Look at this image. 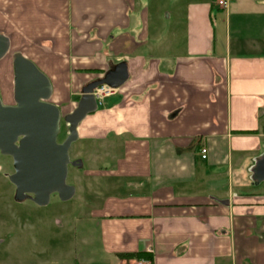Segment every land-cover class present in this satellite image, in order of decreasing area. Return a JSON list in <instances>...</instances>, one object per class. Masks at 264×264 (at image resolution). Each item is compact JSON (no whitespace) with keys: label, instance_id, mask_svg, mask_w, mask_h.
Returning <instances> with one entry per match:
<instances>
[{"label":"crops","instance_id":"0c3cea01","mask_svg":"<svg viewBox=\"0 0 264 264\" xmlns=\"http://www.w3.org/2000/svg\"><path fill=\"white\" fill-rule=\"evenodd\" d=\"M215 1L0 0L49 102L127 66L76 140L93 145L82 189L119 264H264V0Z\"/></svg>","mask_w":264,"mask_h":264},{"label":"water","instance_id":"95a60500","mask_svg":"<svg viewBox=\"0 0 264 264\" xmlns=\"http://www.w3.org/2000/svg\"><path fill=\"white\" fill-rule=\"evenodd\" d=\"M9 47L8 37L0 33V60ZM12 67L14 104H4L0 97V153L12 159L9 180L15 188L14 199H29L39 206L46 205L52 194L69 200L75 188L66 182L68 165H81L69 158L70 147L78 138L77 126L97 109L94 91L102 86L120 87L128 78L127 66L120 62L104 77L82 87L76 107L63 117L68 133L62 142L57 141L61 112L49 102V79L20 53L13 54ZM253 178L264 181V156L256 163Z\"/></svg>","mask_w":264,"mask_h":264},{"label":"rangeland","instance_id":"374dc122","mask_svg":"<svg viewBox=\"0 0 264 264\" xmlns=\"http://www.w3.org/2000/svg\"><path fill=\"white\" fill-rule=\"evenodd\" d=\"M15 51L12 46L0 60V97L9 105L14 104L12 60ZM56 106L61 112L57 141L62 142L68 133L63 117L76 105ZM92 148V143L83 149L78 142L72 143L70 161H79L81 165H68L66 182L74 186L75 193L66 201L52 194L43 206L29 199H14L15 188L9 180L13 173L12 159L0 153V239L3 240L0 264H119L114 255L103 251L96 220L88 215L90 207L86 201L90 196L82 187L88 185L83 172L89 168L88 155Z\"/></svg>","mask_w":264,"mask_h":264},{"label":"built area","instance_id":"2783aa9c","mask_svg":"<svg viewBox=\"0 0 264 264\" xmlns=\"http://www.w3.org/2000/svg\"><path fill=\"white\" fill-rule=\"evenodd\" d=\"M228 1L229 0H216L215 2L219 7L224 8L226 7ZM114 91H115V88L102 86L94 91V95L96 97V100L99 101V99L102 98L104 95L113 94ZM200 151H201L202 158H205L207 150L205 148H202Z\"/></svg>","mask_w":264,"mask_h":264},{"label":"trees","instance_id":"16d2710c","mask_svg":"<svg viewBox=\"0 0 264 264\" xmlns=\"http://www.w3.org/2000/svg\"><path fill=\"white\" fill-rule=\"evenodd\" d=\"M77 99H78V97H77ZM143 256H144L143 254H139V253L126 255V257L129 259H132V258L133 259H139V258H142Z\"/></svg>","mask_w":264,"mask_h":264}]
</instances>
